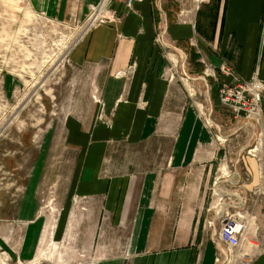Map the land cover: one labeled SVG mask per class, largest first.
I'll list each match as a JSON object with an SVG mask.
<instances>
[{
    "label": "crops",
    "instance_id": "obj_1",
    "mask_svg": "<svg viewBox=\"0 0 264 264\" xmlns=\"http://www.w3.org/2000/svg\"><path fill=\"white\" fill-rule=\"evenodd\" d=\"M99 2L53 0L52 11L84 27ZM102 10L67 55L70 66L93 70L98 97L63 119L78 155L72 188L113 222L115 242L95 248L105 253L96 264H264V98L260 121L245 123L251 143L231 184L229 202L248 220L240 246L225 253L213 241L220 226L209 232L199 214L225 156L218 87L231 79L221 67L243 80L258 70L264 82V0H111ZM33 192L8 220L36 222ZM33 230L15 253L24 264H48L37 262Z\"/></svg>",
    "mask_w": 264,
    "mask_h": 264
},
{
    "label": "rangeland",
    "instance_id": "obj_2",
    "mask_svg": "<svg viewBox=\"0 0 264 264\" xmlns=\"http://www.w3.org/2000/svg\"><path fill=\"white\" fill-rule=\"evenodd\" d=\"M52 7L53 0H0V264L25 263L15 251L29 229L37 235L35 256L41 263L96 264L105 253L95 248H110L115 242L113 222L109 217L99 220V201L83 198L72 188L78 155L76 142L65 141L63 125L76 106L85 107L98 97L93 70L67 62L71 48L93 23L83 27L75 20H62ZM102 14V8L94 9L91 19ZM220 109L225 156L217 160L202 191L204 204L199 211L209 232L220 226L224 213L236 210L229 198L234 197L231 184L237 156L252 138V130L245 127L248 120L235 118L227 107ZM207 118L211 124V116ZM154 145L118 147L132 151ZM30 192L40 210L36 222L20 225L8 220Z\"/></svg>",
    "mask_w": 264,
    "mask_h": 264
},
{
    "label": "built area",
    "instance_id": "obj_3",
    "mask_svg": "<svg viewBox=\"0 0 264 264\" xmlns=\"http://www.w3.org/2000/svg\"><path fill=\"white\" fill-rule=\"evenodd\" d=\"M111 0H101L94 9H101ZM130 6L133 0H121ZM92 13L88 17L87 25H91L94 20L91 19ZM221 72L230 77L229 82H224L218 87V99L221 106L229 108L235 118H243L250 122H259L262 101L264 98V82L259 76L258 70L254 71L252 76L243 80L238 77L234 70L227 64H223ZM254 150V149H253ZM250 151V150H249ZM220 218V227L213 237L217 246L225 247L228 252L236 250L241 244V240L247 232L248 220L241 210L226 212ZM212 222H209L211 225ZM83 264V263H81ZM90 264V263H84Z\"/></svg>",
    "mask_w": 264,
    "mask_h": 264
},
{
    "label": "bare ground",
    "instance_id": "obj_4",
    "mask_svg": "<svg viewBox=\"0 0 264 264\" xmlns=\"http://www.w3.org/2000/svg\"><path fill=\"white\" fill-rule=\"evenodd\" d=\"M260 109H261V113H260V118H259V120L261 119V117H262V105L260 106ZM236 197V196H235ZM53 231V230H52ZM45 239V238H44Z\"/></svg>",
    "mask_w": 264,
    "mask_h": 264
}]
</instances>
